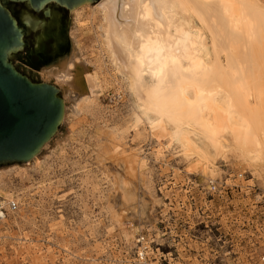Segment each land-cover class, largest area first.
<instances>
[{"label":"rangeland","instance_id":"rangeland-1","mask_svg":"<svg viewBox=\"0 0 264 264\" xmlns=\"http://www.w3.org/2000/svg\"><path fill=\"white\" fill-rule=\"evenodd\" d=\"M101 1L70 10L69 50L41 75L14 57L57 85L64 112L30 160L0 165V195L19 203L0 216V264H231L261 250L264 146L238 137L247 126L223 91L200 104L189 145L173 138L111 58ZM63 62L78 77L90 69L96 91L50 77Z\"/></svg>","mask_w":264,"mask_h":264},{"label":"bare ground","instance_id":"bare-ground-1","mask_svg":"<svg viewBox=\"0 0 264 264\" xmlns=\"http://www.w3.org/2000/svg\"><path fill=\"white\" fill-rule=\"evenodd\" d=\"M97 5L103 11L102 30L111 58L130 80L143 110L174 125L173 138L189 145V127L201 121L200 104L211 106L213 97L223 91L247 126L238 137L264 146L261 0H102ZM192 17L210 33L211 54ZM64 65V76L59 68L50 77L74 89L84 81L88 90L96 91L98 82L90 69L78 77L71 65ZM190 90L196 95L193 100L187 95Z\"/></svg>","mask_w":264,"mask_h":264},{"label":"water","instance_id":"water-1","mask_svg":"<svg viewBox=\"0 0 264 264\" xmlns=\"http://www.w3.org/2000/svg\"><path fill=\"white\" fill-rule=\"evenodd\" d=\"M99 0H0V165L30 160L61 123L64 101L57 85L13 65L35 66L69 48V12Z\"/></svg>","mask_w":264,"mask_h":264},{"label":"built area","instance_id":"built-area-1","mask_svg":"<svg viewBox=\"0 0 264 264\" xmlns=\"http://www.w3.org/2000/svg\"><path fill=\"white\" fill-rule=\"evenodd\" d=\"M213 188H216L214 182H211ZM264 201V200H263ZM19 208V203L16 199L6 200L3 196L0 195V216H2L6 210L16 211ZM261 228L264 229V213L261 218ZM261 250H253L246 258L238 259L231 264H264V245Z\"/></svg>","mask_w":264,"mask_h":264},{"label":"flooded vegetation","instance_id":"flooded-vegetation-1","mask_svg":"<svg viewBox=\"0 0 264 264\" xmlns=\"http://www.w3.org/2000/svg\"><path fill=\"white\" fill-rule=\"evenodd\" d=\"M68 50H69V48H68ZM68 50L64 54H62L61 56H59L58 58H56V59H54L52 61H49L47 63H44V64H42L40 66H35V65H33V64L29 63V62H27V63L30 64L34 68V70L38 73V75H41L42 72H43V69L49 68L52 65H55L54 63L60 62L63 59V57L67 54Z\"/></svg>","mask_w":264,"mask_h":264}]
</instances>
